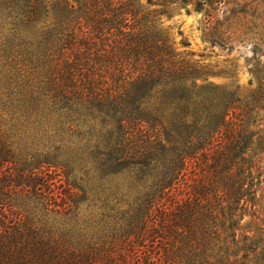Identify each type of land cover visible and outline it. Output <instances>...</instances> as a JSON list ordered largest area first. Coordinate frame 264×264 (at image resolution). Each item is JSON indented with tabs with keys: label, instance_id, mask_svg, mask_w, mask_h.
Wrapping results in <instances>:
<instances>
[{
	"label": "trees",
	"instance_id": "trees-1",
	"mask_svg": "<svg viewBox=\"0 0 264 264\" xmlns=\"http://www.w3.org/2000/svg\"><path fill=\"white\" fill-rule=\"evenodd\" d=\"M214 2L0 0V264H264V32L240 93L161 20Z\"/></svg>",
	"mask_w": 264,
	"mask_h": 264
},
{
	"label": "rangeland",
	"instance_id": "rangeland-1",
	"mask_svg": "<svg viewBox=\"0 0 264 264\" xmlns=\"http://www.w3.org/2000/svg\"><path fill=\"white\" fill-rule=\"evenodd\" d=\"M214 1L212 8L174 6L170 16H162L161 20L179 49L193 52V58L207 66L209 81L243 93L253 79L252 42L264 32V0ZM219 32L230 37L227 45L212 42ZM182 39L188 42L187 47L178 44ZM259 114L264 119V111Z\"/></svg>",
	"mask_w": 264,
	"mask_h": 264
}]
</instances>
